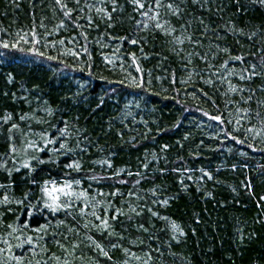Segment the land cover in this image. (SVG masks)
<instances>
[{"label": "trees", "instance_id": "trees-1", "mask_svg": "<svg viewBox=\"0 0 264 264\" xmlns=\"http://www.w3.org/2000/svg\"><path fill=\"white\" fill-rule=\"evenodd\" d=\"M171 2L181 15L161 10L175 29L164 35L129 0L112 22L96 11L111 12V0H64L71 18L56 0H0V40L24 49L0 47V264H264V74L239 79L254 63L261 71L264 4ZM65 128L67 155L51 150ZM40 132L57 144L35 155L58 162L32 160V172L24 137ZM9 135L15 157L5 156ZM73 160L80 171L67 167ZM66 178L81 180L111 228L98 229L91 209L81 217L36 203L41 185Z\"/></svg>", "mask_w": 264, "mask_h": 264}, {"label": "snow or ice", "instance_id": "snow-or-ice-1", "mask_svg": "<svg viewBox=\"0 0 264 264\" xmlns=\"http://www.w3.org/2000/svg\"><path fill=\"white\" fill-rule=\"evenodd\" d=\"M77 3H79V0H76ZM129 2L131 4L134 5V10L140 12V14L143 17H146L148 21L154 22L153 23V27L155 29H159L164 35H168L170 34L172 31H174L175 29L172 27H166L167 25H170V21L168 20H164L163 22H161V15L162 9H166L168 13H170L173 16H176L177 18L180 17L181 13L179 10V6L174 4L173 2H171V0H169V2L165 3V0H152V3H148V0H129ZM194 3H199V0H193ZM56 3L58 5H60L62 11L64 12V15L66 17L71 18L72 17V10L68 9V6L66 3H64V0H56ZM259 3L264 4V0H259ZM146 4H147V8H146ZM88 7H93V5H88ZM143 10V11H141ZM97 13L101 14L103 18H106V20L108 22H112V13H116V12H120L122 11V9L120 7H118V0H111V12H109L107 10V8H96ZM150 13H152L150 15ZM88 23L89 25H91L92 23V18L88 17ZM140 23H143V21H141ZM65 25L63 22H61L57 27L58 28H63ZM79 26V25H78ZM109 26H114V24L109 23ZM145 27H147V24H144ZM41 27H43V25H41ZM19 35V33L17 34ZM27 35V34H25ZM33 36L36 35L35 32L32 33ZM21 39H23V37H21ZM189 39L191 40V37H189ZM25 43H28L27 40L24 41ZM36 44H39L40 41L36 40L35 41ZM61 44L64 43L63 40L60 41ZM132 43L135 44L137 43L136 40H132ZM0 47H3L5 49H8L10 47L12 48H16L19 51H24L23 48L19 47L18 43H13V44H9L7 42H4L3 40H0ZM29 51H31L33 54L38 55V56H43L44 53L38 51V49L35 46H32ZM85 51H87V49H85ZM72 55L74 56H78L77 52H73ZM49 60L54 59V57L52 56H48L47 57ZM232 59L236 60V61H241L243 62L244 57L243 56H235ZM260 63H261V71L257 72V65L254 63L251 65V71H247V74H240L239 75V79L240 80H245V79H252L254 76L257 75H261L264 74V57L260 58ZM222 67L227 68L228 64L227 62H225ZM91 74V73H89ZM231 74V73H229ZM13 79V77L11 75H9V82H11ZM137 87H143V83H138L136 84ZM231 90L233 92H235L237 89L235 88H231ZM249 100L251 99V97L248 98ZM243 114L245 117L248 116V111L247 110H242ZM49 114H51V112H49ZM205 115H207V113H205ZM257 116L260 115L259 112L256 113ZM4 122L7 123L8 121L12 120V117L10 115L5 116L4 118ZM28 119H33V117H29L27 115H21L20 116V120L21 121H25ZM210 119L217 121V120H221L220 116H211ZM222 122V121H221ZM237 123H239V121H237ZM9 132L10 133H16L19 132L21 134V136H23V131L20 128V125L17 123H12L10 125L9 128ZM39 139L38 140H29L26 136L24 137V141L27 145V149L32 150V155L29 157V159L24 160L22 166L24 168L29 169V171L34 172L35 168L32 166L31 161L35 160L38 164H44V163H57L58 161L56 160H48L45 161L44 159H41L39 156L35 155L36 152H44L47 148H49V146H55L57 144V138L53 137L50 133L48 132H40L38 134ZM61 136L64 137L63 140H61V143L59 145V147H53L51 150L53 152H62L63 154L67 155L68 153H70L72 151L71 148H69L67 146L66 143V139H67V129H63L61 131ZM9 140V152L5 154V156H12L15 157L16 153H17V146L15 144V138L13 135H9L8 137ZM167 147V146H165ZM13 163L15 164V159H13ZM110 166V165H109ZM0 167H4L5 169H7V161L5 160V162L3 164H0ZM68 168L74 170V171H80L82 168V165L79 161L73 160L71 163H69L67 165ZM145 168H147V165H144ZM16 171H19V167H17L15 169ZM203 171V170H201ZM9 175H11V171L8 172ZM70 175V174H69ZM136 175H139V173H137ZM205 175H207V173H205ZM211 178V177H209ZM126 181H121V183H125ZM137 184L140 183L139 180L136 181ZM81 185V180L76 179V178H72V179H65L62 183H58L56 181H46L43 185H41L40 187V192H41V198L39 201H36L37 204L42 205L43 209H47L52 213H57V212H65V213H71V211L75 208L79 214L81 215V217L87 216L89 210L91 209L92 215L95 217V219L97 221H100L99 225H95L98 229L100 227H102L104 230H108L109 228H111V224L109 222L108 219L103 218L102 216L98 215L95 211V202L91 201L88 197V193L84 190H77V186ZM0 187H4V185H0ZM119 194L117 193H112L110 195H116ZM152 194L155 196L156 195V190L153 189L152 190ZM101 195H103V193H101ZM129 196H132L133 193H129ZM137 198H139V194H136ZM5 201H7V197L4 198ZM82 202V203H81ZM154 203H160V204H164L166 205L168 203L167 199L164 200H157L154 201ZM107 211V209H106ZM132 212H136L137 215H140L141 213L137 211L136 208H132L131 209ZM149 212L152 213L153 216H159V214L157 212H153L152 209H149ZM121 211L119 209H117L114 214L112 215V219L115 220L117 219L120 215H121ZM161 219L167 220V217H160ZM85 228L88 227V224L84 225ZM139 228L143 229L144 231H147L148 229L144 228L143 224L139 225ZM172 229L173 231H178V226L173 223L172 224ZM111 234V233H110ZM120 239H123L122 236L119 237ZM91 239V237H90ZM119 245L113 243L111 245V247L116 248ZM75 247H78V245H76ZM96 247L99 248V250L101 252H103L104 256L107 257L108 259H111V257L108 255V252L104 250L103 246L100 245L99 243H96ZM127 251V250H126ZM133 255H135L133 253ZM150 255V254H149ZM138 258V257H137ZM65 264H67V262H65Z\"/></svg>", "mask_w": 264, "mask_h": 264}]
</instances>
